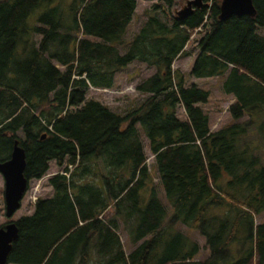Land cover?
I'll list each match as a JSON object with an SVG mask.
<instances>
[{
  "label": "trees",
  "instance_id": "1",
  "mask_svg": "<svg viewBox=\"0 0 264 264\" xmlns=\"http://www.w3.org/2000/svg\"><path fill=\"white\" fill-rule=\"evenodd\" d=\"M159 1L129 35L136 0H72L68 13L63 0H0V162L18 141L28 182L52 161L67 173L15 220L7 264H264V221L254 219L264 212V0H252L253 16L224 20L221 0L184 18L177 0ZM195 32L189 75L218 77L233 98L216 130L202 106L210 91L172 68ZM132 61L155 71L127 112L86 96L113 88ZM178 222L204 237L207 258Z\"/></svg>",
  "mask_w": 264,
  "mask_h": 264
},
{
  "label": "rangeland",
  "instance_id": "2",
  "mask_svg": "<svg viewBox=\"0 0 264 264\" xmlns=\"http://www.w3.org/2000/svg\"><path fill=\"white\" fill-rule=\"evenodd\" d=\"M72 0H63V8L66 13L69 12V5ZM137 7L135 11L134 18L129 26V35L139 29L142 23L146 20L147 14L145 11L149 9L153 4H159V0H136ZM187 0H177L174 5V10L178 11L182 9L186 5ZM160 13V12H159ZM258 32L264 35V27H258ZM199 37L198 34H193L190 37V41L185 46V50L189 52L188 55L179 56L172 63V68L179 70L186 77L187 84L195 81L197 85L208 89L210 91V99L207 103L203 104V109L209 115V122L211 130H216L217 128L229 123L231 121V116L227 110L228 105L232 101V97L230 95H226L223 93L220 85V81L216 77H212L211 79H198L189 75V71L192 66L193 59L196 53V40ZM39 37H34L35 42L38 43ZM20 50V48H19ZM155 71L153 67H148L145 63L140 61H132L126 67L119 70L115 74V85L110 89L103 88H94L89 87L87 90L86 96L88 98H94L99 100L100 102L106 104L110 109L119 112L125 113L128 109H130L133 105H135L142 98L135 90V85L146 78L150 74ZM177 115L180 118L185 117V113L182 107H178ZM19 136L23 135L19 132ZM142 140L144 143L147 142L144 135H142ZM147 154V164L150 167L152 174L155 173L153 168V156L151 155L148 147H145ZM64 166V165H63ZM63 166H58L54 161L50 162L49 169L46 174L42 176L40 179H32L29 181L28 188L21 200L20 208L12 215V217L7 218L5 216V204L3 198V189H4V180L0 173V225L4 224L10 220H17L20 216L31 214L34 209L35 200L38 197H48L52 194V187L49 184V178L52 173L62 170ZM155 177V176H154ZM154 183L159 192H161L160 200L166 206L167 210L169 209V203L164 195L162 187L157 179L154 178ZM112 207L108 208L105 212V215H109L112 213ZM255 223H260L264 221V212L255 216ZM175 228L182 231L183 233H187L193 240L197 241L200 245V251L197 255L198 260H203L208 256V249L205 247V239L200 235L198 230L196 229H188L186 225L178 222L175 225ZM120 237L124 243L125 250L127 253L130 252L131 249L134 248V244L130 243L129 235L127 230L121 226L118 230Z\"/></svg>",
  "mask_w": 264,
  "mask_h": 264
},
{
  "label": "water",
  "instance_id": "3",
  "mask_svg": "<svg viewBox=\"0 0 264 264\" xmlns=\"http://www.w3.org/2000/svg\"><path fill=\"white\" fill-rule=\"evenodd\" d=\"M202 0H187L186 5L176 11V15L184 18L191 14L196 7L203 5ZM255 14L252 0H221L219 19L224 20L231 15ZM25 151L14 142L10 158L0 162V173L4 180L3 198L5 204V216L7 218L20 208L21 200L26 192L28 180L24 176ZM18 235V227L14 221H9L0 226V264H7V256L11 249L12 241Z\"/></svg>",
  "mask_w": 264,
  "mask_h": 264
},
{
  "label": "crops",
  "instance_id": "4",
  "mask_svg": "<svg viewBox=\"0 0 264 264\" xmlns=\"http://www.w3.org/2000/svg\"><path fill=\"white\" fill-rule=\"evenodd\" d=\"M212 77H205V78H198V79H211ZM216 78H218V77H216ZM218 80L220 81V85H221V79H219L218 78ZM192 82H195V81H192ZM231 96V95H230ZM232 97V96H231ZM232 101H233V98H232ZM231 101V102H232ZM157 193H158V196L161 198V192H159L158 190H157ZM127 252V251H126Z\"/></svg>",
  "mask_w": 264,
  "mask_h": 264
},
{
  "label": "flooded vegetation",
  "instance_id": "5",
  "mask_svg": "<svg viewBox=\"0 0 264 264\" xmlns=\"http://www.w3.org/2000/svg\"><path fill=\"white\" fill-rule=\"evenodd\" d=\"M9 222V221H8ZM8 222H6V223H8ZM6 223H4V224H1L0 226H4Z\"/></svg>",
  "mask_w": 264,
  "mask_h": 264
}]
</instances>
